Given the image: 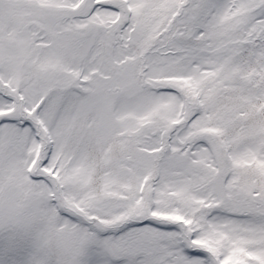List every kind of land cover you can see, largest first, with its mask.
<instances>
[{"label":"snow or ice","instance_id":"6c2138e0","mask_svg":"<svg viewBox=\"0 0 264 264\" xmlns=\"http://www.w3.org/2000/svg\"><path fill=\"white\" fill-rule=\"evenodd\" d=\"M0 264H264V0H0Z\"/></svg>","mask_w":264,"mask_h":264}]
</instances>
